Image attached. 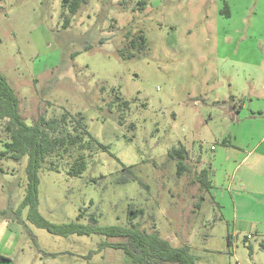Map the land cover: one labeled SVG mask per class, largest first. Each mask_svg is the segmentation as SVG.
Here are the masks:
<instances>
[{
  "label": "rangeland",
  "instance_id": "374dc122",
  "mask_svg": "<svg viewBox=\"0 0 264 264\" xmlns=\"http://www.w3.org/2000/svg\"><path fill=\"white\" fill-rule=\"evenodd\" d=\"M226 6L229 17L221 13ZM141 31L146 48L136 44L122 58L125 35ZM259 51L264 0H86L75 16L62 0H0V71L20 97L25 122L82 113L94 142L80 176L64 162L59 171L43 163L39 215L62 227L86 210L83 225L96 218L98 227H125L135 207L144 214L133 223L188 246L195 264H264V204L252 200L234 218L198 179L216 155L211 146L223 150L233 132L245 138L255 120L244 118L264 108L243 97L250 89L264 93ZM232 98L246 101L240 122L223 109ZM256 122L263 125L264 116ZM4 123L0 264H135L123 250L102 246L119 238L59 235L32 220L29 158L1 156ZM183 146L190 169L178 176L171 153ZM226 169L223 163L219 178ZM251 220L262 221L261 229Z\"/></svg>",
  "mask_w": 264,
  "mask_h": 264
},
{
  "label": "trees",
  "instance_id": "16d2710c",
  "mask_svg": "<svg viewBox=\"0 0 264 264\" xmlns=\"http://www.w3.org/2000/svg\"><path fill=\"white\" fill-rule=\"evenodd\" d=\"M85 3L86 0H62V7L68 10L71 16H75ZM141 4L145 3L141 2ZM221 13L229 17V7L226 6ZM70 24L71 17L68 16L65 18V27ZM125 39L126 49L119 52L122 58H126L127 51L134 48L136 44L140 48H146L147 39L142 31L136 36H132L129 32L125 35ZM20 103L16 90L0 71V121L5 122L3 131L7 136L4 144L5 151L1 153V156L15 161H21L28 156L27 170L31 181L25 204H32L30 214L37 225L46 228L51 233L64 236L100 234L107 238H119L118 242H106L102 246L123 250L135 264H195V259L188 246L174 247L161 238L156 231L148 232L142 228L141 224L133 223L134 219L144 214L143 209L130 207V224L125 227H98L96 218H91V224L83 225L80 221L86 217V210L80 212L76 222L62 227L54 226L44 220L36 209L38 171L43 167V163L48 160L47 167L59 171L60 163L64 162L68 165V173L71 176H80L88 166L86 151L94 142L88 133L85 116L82 113L63 114L52 118L41 115L33 121V124L28 125L21 114ZM124 103L128 104V102ZM99 146L108 149L105 145L99 144ZM188 153L184 146L171 153L173 158L179 159L178 176L190 169L186 165ZM210 172L211 168L208 167L203 169L198 176L202 188L207 191L212 188ZM0 259L5 260V257L0 256Z\"/></svg>",
  "mask_w": 264,
  "mask_h": 264
},
{
  "label": "crops",
  "instance_id": "0c3cea01",
  "mask_svg": "<svg viewBox=\"0 0 264 264\" xmlns=\"http://www.w3.org/2000/svg\"><path fill=\"white\" fill-rule=\"evenodd\" d=\"M262 52L264 54V51H259L260 56ZM247 66L249 65L247 64ZM248 79L253 82L256 80L253 75H249ZM243 97H248L251 103L253 100L264 103V93L254 94L252 89ZM236 101L234 98L225 101L226 106L223 109L228 117L240 122L239 115L241 110L246 107V101H244V98H240L239 102ZM217 102L220 103V100ZM263 109L261 107L257 111L252 109L251 115L244 118L255 120L245 138L242 139L233 132L235 140H232V137L225 138L222 144L223 150L211 146V151L216 152L210 165L211 189L216 190L213 191L215 193L213 197L219 208L232 210L234 218L239 215V211L242 212L248 208L252 200L264 204V124L261 125V123L256 122L258 118L261 119L264 116ZM249 137L250 141L247 142L246 140H249ZM224 141H227V143H224ZM235 141L236 144H234ZM212 147H215V149L212 150ZM223 163L227 167L226 174L219 178L218 170ZM250 223L256 229H261V226H263L260 220H251Z\"/></svg>",
  "mask_w": 264,
  "mask_h": 264
},
{
  "label": "built area",
  "instance_id": "2783aa9c",
  "mask_svg": "<svg viewBox=\"0 0 264 264\" xmlns=\"http://www.w3.org/2000/svg\"><path fill=\"white\" fill-rule=\"evenodd\" d=\"M215 149V147H212V150H214ZM249 237V236H248Z\"/></svg>",
  "mask_w": 264,
  "mask_h": 264
}]
</instances>
